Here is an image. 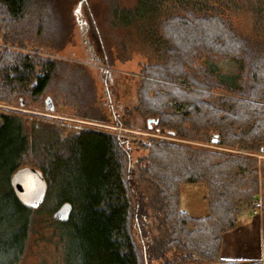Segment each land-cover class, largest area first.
Segmentation results:
<instances>
[{
  "label": "trees",
  "instance_id": "1",
  "mask_svg": "<svg viewBox=\"0 0 264 264\" xmlns=\"http://www.w3.org/2000/svg\"><path fill=\"white\" fill-rule=\"evenodd\" d=\"M54 5L0 0V43L12 46H0V103L39 97L63 78L68 64L13 49L69 42L70 25L52 19ZM108 17L110 30L128 34L109 33V44L93 29L97 47L107 54L114 44L126 54L139 47L147 58L137 90L140 116L158 120L160 134L223 150L152 139L138 146L147 155L134 164L129 141L115 132H68L57 121L0 109V264L22 260L36 224V209L13 183L24 167L44 177L39 207L53 214L62 264H146L150 256L171 264L169 253L208 264H263L223 259L222 247L241 208L260 196L264 254V160L256 156L264 153V0H133L129 7L108 0ZM219 59L233 60L236 70L220 72ZM179 77L190 90L174 85ZM184 185L205 187L206 217L182 209ZM63 207H71L67 221L55 216ZM149 208L162 213L165 229L144 244Z\"/></svg>",
  "mask_w": 264,
  "mask_h": 264
},
{
  "label": "rangeland",
  "instance_id": "2",
  "mask_svg": "<svg viewBox=\"0 0 264 264\" xmlns=\"http://www.w3.org/2000/svg\"><path fill=\"white\" fill-rule=\"evenodd\" d=\"M52 1L58 13L52 19L55 18L57 24H61L60 22L64 19L70 25L69 42L65 46H62V48H55V46H36L33 48L30 46L26 49L20 47H14L13 49L28 54L38 51L42 56L68 64L67 69L64 70V76L61 78V81L59 80V83L55 82L51 86L50 91L39 97H20V102L23 101L24 105L20 103L6 105L0 103V109L20 112L28 118L33 116L34 119L41 117L57 121L68 132L75 131V133H79L81 130L87 128L115 132L129 141L128 144L132 149V163L134 164L136 162L139 163L141 158L147 155L145 150L139 148L140 145L144 142H150L152 139L158 143L168 142L193 146L194 148L208 147L210 149L223 150L213 143L183 140L168 135L167 130L165 134H160L156 130L158 125L155 123H152V129L148 127V119L142 118L139 114L140 112L136 109L138 106L137 90L139 83L141 79L146 78V76L141 75L142 64L147 62V58L142 53L143 51L139 47L138 50H136L137 48H132V51L126 54L123 50L114 46L116 45L114 44L107 54L97 47L95 39L91 36L93 29L95 32H98L97 34H99V31L104 34L103 38L106 41H109V33L115 34L116 32L121 37L128 34V30L120 29L112 31L108 28V23L110 22L108 17V0H87L83 3L80 13L76 11L81 0ZM122 5L132 6L133 0H122ZM42 15L44 18L49 13H43ZM133 34L131 38L132 42L135 43L137 42V38ZM0 46L12 48L10 45H5L4 42L0 43ZM108 57L110 61L107 60ZM128 57H130L129 60L127 59ZM201 63L207 62L202 60ZM217 64L221 70L220 72L223 73L236 70L233 60L219 59ZM84 74L89 75L92 83L84 79ZM174 85L178 88L190 90V85L180 77ZM69 93H71L70 95L73 94V100H70ZM85 96L87 97L86 100ZM48 97H51L53 103H55V111L53 113L46 110L45 103ZM82 105H86V107L83 108ZM169 105L177 106V103L171 101ZM83 113L89 114L90 118H85L82 115ZM115 123H120V125L118 126ZM256 156L264 160V153ZM13 183L19 192H21L20 195L26 205L40 200L46 192L45 180L41 172L34 175L30 173L14 175ZM205 197L206 189L203 185H184L181 194L182 209L194 218L206 217L208 215V205ZM260 201L262 199L259 196L255 202ZM257 208L262 210V206ZM241 210L244 213L248 211V213L254 216L257 215L262 219V211H260L261 213L259 211L256 213L255 204L252 207L244 205ZM36 212L35 228L26 252L18 264H62V250L61 245L58 243V237L55 235L57 230L54 225L53 214H47V209L43 207L37 208ZM147 212V215L144 216V226L147 233L144 244L148 243V241H150V244H153L155 240L160 239L165 227L160 222L162 213L158 209L149 208ZM241 223H243L242 219ZM254 237V242L261 249V233L258 236L255 231ZM241 241L242 237L238 236L234 243L239 253L242 246ZM229 249L230 242L227 238L225 241V257H227L226 252ZM166 258L172 260L171 264H208L200 262V260L195 262L183 261L186 259L185 257L177 260L170 253L167 254ZM145 262L146 264H168L164 260L154 259L152 256L147 257ZM262 262L264 264V260Z\"/></svg>",
  "mask_w": 264,
  "mask_h": 264
},
{
  "label": "crops",
  "instance_id": "3",
  "mask_svg": "<svg viewBox=\"0 0 264 264\" xmlns=\"http://www.w3.org/2000/svg\"><path fill=\"white\" fill-rule=\"evenodd\" d=\"M241 219L243 220V223H241ZM260 219L261 217L257 215L254 216L251 213H248V211L247 213H244L241 210L240 222L238 224V227L236 228V230L228 232L223 237V246H224L222 247V258L223 259L240 260V261H245V262L264 260L263 245H262L263 244L262 221ZM255 231H256V235L258 236H260V233H261V245H262L261 249L258 248V244L254 242ZM238 236L242 237V241H241L242 246H241L240 253L239 251H237V248L234 245V243L236 242V238ZM227 238L229 239V242H230V249L226 252L227 257H225L224 256L225 241ZM236 253L238 254L235 255Z\"/></svg>",
  "mask_w": 264,
  "mask_h": 264
},
{
  "label": "water",
  "instance_id": "4",
  "mask_svg": "<svg viewBox=\"0 0 264 264\" xmlns=\"http://www.w3.org/2000/svg\"><path fill=\"white\" fill-rule=\"evenodd\" d=\"M87 0H81L79 2V6H78V9L76 12H80L81 11V8H82V5L83 3H85ZM46 110L49 111V112H54L55 111V106L53 103V100L51 97H48L46 99ZM21 105H24L23 101H21ZM148 127L150 129H152V123H155V124H158V120H155V119H148ZM213 142H215L213 140ZM39 171L37 169H35L34 167L31 168V167H24V168H21L17 171L16 175H24V174H35V173H38ZM17 188V187H16ZM21 192H18V195H20ZM20 198L22 199V197L20 196ZM23 200V199H22ZM44 198H41L40 200L36 201L35 203H32V204H28L27 206H29L30 208L32 209H37L41 203L43 202ZM24 202V201H23ZM70 210H71V207H63L61 208L57 213H56V218H58L59 220L61 219V221H67L68 220V216H69V213H70Z\"/></svg>",
  "mask_w": 264,
  "mask_h": 264
},
{
  "label": "built area",
  "instance_id": "5",
  "mask_svg": "<svg viewBox=\"0 0 264 264\" xmlns=\"http://www.w3.org/2000/svg\"><path fill=\"white\" fill-rule=\"evenodd\" d=\"M254 204H255V206H256V210H255L256 213H257V211H259V212L262 211L260 208H257V207H261V206H262L261 201H260V202H255ZM260 213H261V212H260Z\"/></svg>",
  "mask_w": 264,
  "mask_h": 264
},
{
  "label": "flooded vegetation",
  "instance_id": "6",
  "mask_svg": "<svg viewBox=\"0 0 264 264\" xmlns=\"http://www.w3.org/2000/svg\"><path fill=\"white\" fill-rule=\"evenodd\" d=\"M80 13V12H79Z\"/></svg>",
  "mask_w": 264,
  "mask_h": 264
}]
</instances>
